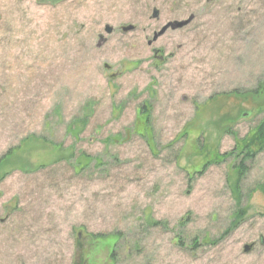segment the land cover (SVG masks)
Instances as JSON below:
<instances>
[{"label":"rangeland","instance_id":"rangeland-1","mask_svg":"<svg viewBox=\"0 0 264 264\" xmlns=\"http://www.w3.org/2000/svg\"><path fill=\"white\" fill-rule=\"evenodd\" d=\"M263 121L264 0H0V264H264Z\"/></svg>","mask_w":264,"mask_h":264},{"label":"trees","instance_id":"trees-1","mask_svg":"<svg viewBox=\"0 0 264 264\" xmlns=\"http://www.w3.org/2000/svg\"><path fill=\"white\" fill-rule=\"evenodd\" d=\"M212 97V96H210ZM209 97V98H210ZM240 116H243V113L240 115ZM82 120V118L80 119V121ZM72 124H70L69 126V129H68V132L71 131V128L74 127L75 123L74 121L71 122ZM253 140V141H252ZM251 142V143H250ZM250 144H254V143H259V144H263L264 143V121L261 122L258 127L255 129L254 133H253V136L251 138V141H249ZM250 144H248L247 142L244 143V145L241 147V151H240V154L237 155V157L241 158L240 161H239V168H238V178L241 177V175L243 174V170H244V166H242V163L243 161L249 159L251 157V153L249 151L250 149ZM5 158V156H3L1 159H0V162ZM78 164V162H76ZM108 236H111L110 234H103V233H90L88 234V237L89 238H93V239H97V240H101V239H105V237H108ZM119 239V237H117ZM76 247L80 249V254H83L84 256V253L83 251L86 250L85 246L83 245L82 242H79L78 239H76ZM116 243V244H115ZM193 243L195 246H197V240L196 238L193 239ZM114 244L115 246L117 245V242L114 241ZM75 247V248H76ZM117 247V246H116ZM76 250V249H74ZM115 253L112 251L111 254H110V259L113 258L114 260V255ZM83 256H82V260H83ZM84 262L82 261V264Z\"/></svg>","mask_w":264,"mask_h":264},{"label":"water","instance_id":"water-1","mask_svg":"<svg viewBox=\"0 0 264 264\" xmlns=\"http://www.w3.org/2000/svg\"><path fill=\"white\" fill-rule=\"evenodd\" d=\"M157 15H158V10L153 9L151 17H156ZM192 18H193L192 15H189L186 19H183L180 21L178 20L168 21L158 31H155L152 34L151 39L148 40V45H151L153 42H155L157 38L163 35L168 29L177 30V29H180L186 26L192 20ZM134 29H135L134 25H125V26H122L121 30L122 32H128ZM111 31H112V27L109 25H106L105 32L109 34L111 33ZM251 247L252 245H248V244L244 245V252H247L248 250H250Z\"/></svg>","mask_w":264,"mask_h":264},{"label":"flooded vegetation","instance_id":"flooded-vegetation-1","mask_svg":"<svg viewBox=\"0 0 264 264\" xmlns=\"http://www.w3.org/2000/svg\"><path fill=\"white\" fill-rule=\"evenodd\" d=\"M154 50H156V49H153V51H154ZM156 51L158 52V50H156ZM156 51H154V52H156ZM106 68H109L108 65H107ZM113 76H116V74H113Z\"/></svg>","mask_w":264,"mask_h":264}]
</instances>
